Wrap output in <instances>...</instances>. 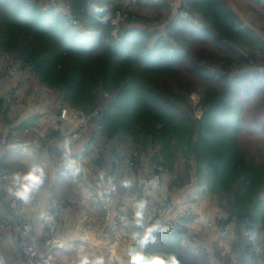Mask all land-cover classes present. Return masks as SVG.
<instances>
[{
    "label": "trees",
    "instance_id": "16d2710c",
    "mask_svg": "<svg viewBox=\"0 0 264 264\" xmlns=\"http://www.w3.org/2000/svg\"><path fill=\"white\" fill-rule=\"evenodd\" d=\"M59 1L0 0V49L24 60L72 108L90 110L107 95L103 124L110 135L143 149L148 143L166 168H173L178 156L192 158L199 191L217 195L230 214L264 227V161L241 145L243 105L230 83L237 74L228 68L245 54L247 70L255 69L264 37L227 0H189L202 33L228 44L236 57L223 69L191 66L207 86L194 105L196 87L178 77L189 44L185 30L168 25L160 32L130 18L116 25L112 18L123 0ZM62 6H69L77 27L68 24ZM165 75L178 78L180 92L165 85Z\"/></svg>",
    "mask_w": 264,
    "mask_h": 264
},
{
    "label": "crops",
    "instance_id": "0c3cea01",
    "mask_svg": "<svg viewBox=\"0 0 264 264\" xmlns=\"http://www.w3.org/2000/svg\"><path fill=\"white\" fill-rule=\"evenodd\" d=\"M5 54L0 49V130L8 136L1 158L8 175L0 194V264H28L16 247L17 229L10 207L33 222L32 217L39 211L51 215L52 206L59 203L62 205L59 217L51 226L33 222L38 244L55 264H77L81 254L102 256L105 264H128V249L135 243L133 228L125 226L124 221L131 220L141 200L147 201L148 224L153 222L164 200L175 202L173 212L160 222L159 239L149 244L148 254H171L179 264H257L246 252L244 231L249 224L232 222L226 232L215 226L226 223L230 213L222 208L219 198L205 195L192 182L195 173L192 159L183 165L178 158L166 172L149 165L132 168L115 165L114 158L130 156L135 144L94 127L73 139L70 134L76 122L60 116V109L66 107L61 94L43 84L29 67L17 75L9 74ZM234 74L237 76L231 77V84L240 85L248 79L246 73ZM107 98L101 95L97 105L105 109ZM66 140L70 141L72 157L85 168L80 176L63 173L62 145ZM144 150L151 155L155 151L148 143ZM33 163L44 168L47 183L25 205L10 196L8 189L12 177L26 172ZM101 175L105 180L113 178L117 185L116 199H102L98 195L102 191ZM123 180L130 181V186H122ZM108 200L110 210L106 213L103 204ZM186 209L190 214L183 219L182 228L176 229L177 215ZM209 222L213 226L209 227ZM256 228L264 239V227Z\"/></svg>",
    "mask_w": 264,
    "mask_h": 264
},
{
    "label": "rangeland",
    "instance_id": "374dc122",
    "mask_svg": "<svg viewBox=\"0 0 264 264\" xmlns=\"http://www.w3.org/2000/svg\"><path fill=\"white\" fill-rule=\"evenodd\" d=\"M138 1L139 0L121 1L122 7L117 9V12L112 18V22L117 25L130 18L133 19L130 23L135 22L139 25L146 24L154 29H159L160 32H165L168 25L173 27V30H185L184 35L188 39L189 44L187 46L184 44L186 46V54L183 61L179 64L182 73H179L180 75L178 74V77L181 78L180 82L182 84L189 85V87H196L197 90L191 92V102L196 105L199 99H201L203 89L207 86L202 84L203 78L196 74L197 69L195 67L192 69L191 66L196 63L201 65L209 64L214 67L213 69H223V65L226 63L227 59L236 60V57L233 55L234 52H229V50L225 48V45L229 46L225 42H218L214 37H211V35L206 36L202 33L199 24L200 17L191 9L189 0H140V3ZM230 3L241 15L240 18H242L244 22L246 21L245 23L248 22L258 35H260L259 32L264 34V30H260L261 27H264V0H230ZM118 12L119 16H117ZM116 30L117 26L113 30L114 33H116ZM194 39L197 41H193ZM240 51L242 54L244 53L243 50ZM244 55L245 54H243L242 58H239V64L233 62L228 66L234 73L243 74L245 72L248 76V79L244 83L240 85L232 84L233 87L237 88L236 99L243 105V109L240 111L243 121V132L239 134L240 141L242 147L249 152L256 161H264V82L259 81L260 78L264 79V73L258 72L252 68L247 70L248 65H246L247 61ZM256 56L257 58L253 59L254 62L252 64L264 67V52L256 51ZM22 61L26 63L24 60ZM238 65L243 66V68H240V70L235 69ZM34 73L39 78L35 71ZM177 79L178 78L173 75H165L162 81L167 87L172 89V91L180 92L181 89H179L180 85ZM255 87H259L260 89H255ZM97 104L90 108L97 107ZM65 105L66 107H70V109H76L72 108L66 102ZM142 146L141 143H136L135 149L141 151V153L149 154ZM153 158L160 161L163 165L161 157L153 156ZM178 158L181 160V164L187 165L188 159H184V157L181 156H178ZM191 159L192 158L189 160ZM201 192L205 195L212 194L207 191ZM212 195L219 198L222 208L230 213L227 206L224 204L225 202L217 195ZM229 215L230 217L226 219L227 221L233 220V222L236 223H240L239 221H241L249 224L246 220L238 218L235 214Z\"/></svg>",
    "mask_w": 264,
    "mask_h": 264
},
{
    "label": "built area",
    "instance_id": "2783aa9c",
    "mask_svg": "<svg viewBox=\"0 0 264 264\" xmlns=\"http://www.w3.org/2000/svg\"><path fill=\"white\" fill-rule=\"evenodd\" d=\"M50 1L55 5H58V3H60L59 0H50ZM59 9L61 14L66 16L69 24L72 27L78 26V21L77 19L74 18V16H72L71 9L69 8V6H64V7L62 6V8ZM117 16H119V12L117 13ZM4 60H5L7 72L11 75H17L25 67H27L26 64L22 61V59H20L19 57L12 56L10 54H5ZM252 66L258 72L264 73V67L255 66L253 64ZM60 116L64 118L68 117L70 120L76 122V126L74 130L70 134V136L73 139H78L82 137L84 133L87 131V129L91 127H94L97 130L104 129V124H103L104 108H102L100 105L90 110H85L82 108L70 109L64 107L60 109ZM7 144H8V136L0 130V194H2V191L6 183V178L8 175L7 170L1 165V158ZM113 162L117 166H126L128 168H132L138 164H141V165H149V167L156 168L163 172L167 171V168L163 166L160 163V161H157L155 158H153V155H151L150 153L149 154L141 153V151H138L137 149H134L131 152L130 156L128 157H115ZM196 181L197 178L196 175L194 174L192 176V182L196 183ZM116 193L117 190L114 193H112L110 198L111 200L116 199L115 198ZM174 204L175 202H172L170 200H164L162 205L158 208L156 215L153 216L152 223L162 222L165 216L173 212ZM61 207H62L61 203L52 206L51 216H53L54 221H56V219L59 217ZM103 208L104 210H106V213L109 212L110 200H108L106 203L103 204ZM10 212L12 215L13 223L15 224L17 229L16 247L23 255L25 260L28 262V264H55L52 256L44 252L41 249L40 245L38 244V241L34 233L33 222L30 221L29 219L24 218L22 215L18 214L13 207H10ZM189 214H190V210L186 209L177 215V221L175 222L176 229L182 228L183 219L188 217ZM232 222L233 220H229L224 224H218L215 226H218L223 232H226L227 230L230 229ZM146 225H148V223H146ZM208 226L210 227L213 225L211 222H209ZM134 230H139V229L133 228V231ZM247 230H254L255 238L252 240L247 239L246 252L257 264H262V261H264V239L260 237L259 231L254 225L249 224ZM135 246L136 245L134 244L133 247ZM147 249L148 247L145 249L146 253H147Z\"/></svg>",
    "mask_w": 264,
    "mask_h": 264
},
{
    "label": "clouds",
    "instance_id": "9594fccd",
    "mask_svg": "<svg viewBox=\"0 0 264 264\" xmlns=\"http://www.w3.org/2000/svg\"><path fill=\"white\" fill-rule=\"evenodd\" d=\"M102 11V10H101ZM91 34H86L90 38ZM62 170L63 173L73 177L82 175L85 172L84 166L76 159L72 157L70 141H65L62 145ZM47 183V176L44 168L36 163H33L26 172L22 174H15L12 177V186L8 189L10 196L21 201L23 204H29L35 195L42 192ZM122 186L129 187L130 181L123 180L120 182ZM101 188L102 191L98 195L102 199H110L112 193L117 190V185L112 177L105 180L101 175ZM147 201L141 200L136 204V210L133 213L131 220L125 218V226H130L134 229L132 232V239L135 243V247L128 249V264H179L174 255L168 254H148L145 249L150 243L155 244L159 237L158 234L162 230L160 223H152L146 225L145 223V209ZM34 223H38L41 226H51L54 223L53 216L45 210L39 211L34 217H32ZM244 236L252 240L255 238L254 230L244 231ZM77 264H105L102 256H89L87 254H81L78 257Z\"/></svg>",
    "mask_w": 264,
    "mask_h": 264
}]
</instances>
